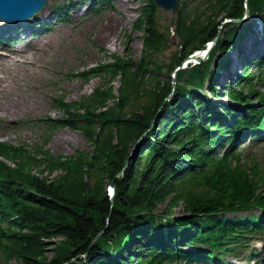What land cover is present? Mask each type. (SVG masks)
Here are the masks:
<instances>
[{
  "label": "trees",
  "instance_id": "trees-1",
  "mask_svg": "<svg viewBox=\"0 0 264 264\" xmlns=\"http://www.w3.org/2000/svg\"><path fill=\"white\" fill-rule=\"evenodd\" d=\"M71 3L56 12L64 17ZM243 4L178 0L170 31L144 0L132 26L140 56L114 54L80 72L102 81L79 99H55L61 117L42 120L50 130H77L89 150L54 153L45 138L32 147L0 141V264L211 263L262 232L264 167L239 144L264 141V55L252 59L258 74L245 64L217 83L255 22L220 26L241 18ZM247 5L264 33V0ZM217 35L207 60L176 71L170 95L175 66Z\"/></svg>",
  "mask_w": 264,
  "mask_h": 264
},
{
  "label": "rangeland",
  "instance_id": "rangeland-1",
  "mask_svg": "<svg viewBox=\"0 0 264 264\" xmlns=\"http://www.w3.org/2000/svg\"><path fill=\"white\" fill-rule=\"evenodd\" d=\"M72 1L76 4L69 6L66 19L58 16L54 9V5L66 0H47L45 13H36L35 17L19 27L1 26L0 35L5 33L17 39L0 43V141L32 147L35 143L41 144L45 138L46 147L54 153L68 155L76 148L89 150L88 141L77 130L68 127L50 130L45 128L42 120L61 117V112L55 108V99L61 96L67 100L79 99L102 81L92 73L82 77L80 72H88L96 65L113 60L114 54L129 52L135 58L140 56L141 41L138 36L141 32L134 31L132 26L144 0H111L96 12H90L87 7L90 0ZM95 2L99 4L98 0ZM157 9L163 26L173 28L174 13L161 7ZM255 35V31L251 32L244 45L250 55L244 49L230 56L236 64L231 71L233 74L242 71L244 65L249 64L245 60L254 57L256 51L264 55V41L253 43ZM173 42L163 52L165 59L176 46ZM251 68V72L257 73V66ZM261 71L264 73L263 69ZM226 81L225 76H221L219 83ZM117 85L115 81L114 86ZM12 101L34 102L39 110L35 114L4 113V106ZM242 152L255 156L258 164L264 167V142L251 144ZM163 207L160 204L159 209ZM175 212L180 213L178 208ZM262 235L254 237L248 248L241 249L240 253L254 249L258 254L255 261L252 259L254 263L248 264H264V244L258 240L264 237V231ZM47 253L52 254L51 251ZM225 257L230 264H247L245 260H236L238 257L235 254ZM9 264L16 263L11 260Z\"/></svg>",
  "mask_w": 264,
  "mask_h": 264
},
{
  "label": "water",
  "instance_id": "water-1",
  "mask_svg": "<svg viewBox=\"0 0 264 264\" xmlns=\"http://www.w3.org/2000/svg\"><path fill=\"white\" fill-rule=\"evenodd\" d=\"M245 2V15L241 19H230L225 20L227 22L234 21V22H240L241 20L245 19L246 16H248V5H246ZM153 2L158 6L162 7L163 9L171 10L172 12L176 11V5H177V0H153ZM46 0H0V19H4L6 21H22L25 18L31 17L35 15V12L40 10L44 5H46ZM218 36H216L211 42L209 43L210 46H213V44L216 42ZM206 54V51H204ZM195 56V55H193ZM190 56V59L197 61H200V58H196ZM205 59V57L203 58ZM182 66H178L180 68ZM174 84V79L172 81ZM109 187L111 188V195H110V200L111 202L113 201V191H114V183L111 182L109 183ZM98 236V234H97ZM85 257L87 256V253L84 255Z\"/></svg>",
  "mask_w": 264,
  "mask_h": 264
},
{
  "label": "bare ground",
  "instance_id": "bare-ground-1",
  "mask_svg": "<svg viewBox=\"0 0 264 264\" xmlns=\"http://www.w3.org/2000/svg\"><path fill=\"white\" fill-rule=\"evenodd\" d=\"M247 2V1H246ZM45 10H46V8L45 7H43V8H41L40 10H39V12H44L45 13ZM15 21H13V23H14ZM2 23H4V20H0V28H2L1 26H3V24ZM227 24H229L227 21H223V22H221L220 23V26H222V25H224V26H227V27H230L229 25H227ZM247 30V29H246ZM249 28H248V33H250L249 32ZM255 38V37H254ZM247 40V39H246ZM246 40H244V41H242L241 42V45H240V49L239 50H244L245 51V53L246 54H248L249 53V51H248V47H246L245 48V46H243V45H246V43H247V41ZM257 39L255 38V41H256ZM257 42V41H256ZM243 46V47H242ZM213 49V46H210L209 44H208V46H205V47H203V48H199L198 50H197V52H194V53H192L191 54V56H193V55H195V56H193V57H198V58H200L201 59V61H205L206 59H208V57H209V55H210V53H211V50ZM204 51H206V54L204 53ZM251 53H249L248 55H250ZM247 55V56H248ZM205 57V59H203ZM253 57H250L248 60H245V62H249L251 59H252ZM182 66H188V64H182ZM220 84V86L221 85H223V82H220L219 83ZM4 110H5V112L4 113H9V114H13V115H16V113H26V114H28V113H31V114H35V113H37L38 112V110H39V107H37V105L34 103V102H30V103H25V102H23V101H12L11 103H7V105H5L4 106Z\"/></svg>",
  "mask_w": 264,
  "mask_h": 264
}]
</instances>
